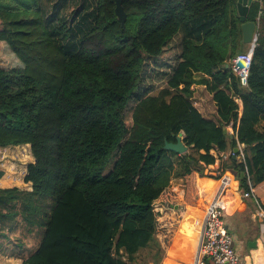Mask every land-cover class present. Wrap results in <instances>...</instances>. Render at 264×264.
<instances>
[{"label": "trees", "instance_id": "obj_1", "mask_svg": "<svg viewBox=\"0 0 264 264\" xmlns=\"http://www.w3.org/2000/svg\"><path fill=\"white\" fill-rule=\"evenodd\" d=\"M123 7L124 27L115 0H0V148L30 145L35 159L31 192L0 190V224L42 236L22 264H161L158 200L177 182L197 207L213 151L245 193L264 183V0L248 14L258 40L247 87L230 66L247 52L237 0ZM166 50L172 65L158 61ZM195 86L212 96L215 118L195 106ZM180 133L183 155L165 149Z\"/></svg>", "mask_w": 264, "mask_h": 264}, {"label": "crops", "instance_id": "obj_2", "mask_svg": "<svg viewBox=\"0 0 264 264\" xmlns=\"http://www.w3.org/2000/svg\"><path fill=\"white\" fill-rule=\"evenodd\" d=\"M198 110L212 119L213 115L216 114L213 101L211 107L202 103L199 105ZM213 154L217 157L215 164L206 168L204 177H197L199 194L197 207H189L185 203L184 190L181 184H179L180 188L178 190L173 188L178 191L177 204H172V200L165 202L166 204L162 203L168 201V197L165 195L166 192L158 200L159 221L163 223L161 228L171 224L174 227L168 244L163 239L165 236L158 231V238L166 250V256L161 264H197L202 227L198 226L196 229L192 259L188 250H186L187 234L193 229L191 223L195 217L203 219L209 203L224 184L225 189L222 196L227 208L223 214V221L226 229L234 238L236 252L244 264H264V183L255 186V195L245 197V192L241 189L240 182L233 172L234 165L229 163L227 156L218 155L215 151H213ZM33 163H35V159L30 145L0 148V173L2 174L0 190L18 188L19 190L31 192L33 190L32 184L26 183L24 179L27 175L28 166ZM227 180L228 183L226 184ZM172 206L173 210H169V207ZM187 218H192V221H187ZM1 226L0 224V264H22L27 258L26 255H14V234L18 233L17 229ZM170 253L176 256L170 259Z\"/></svg>", "mask_w": 264, "mask_h": 264}, {"label": "built area", "instance_id": "obj_3", "mask_svg": "<svg viewBox=\"0 0 264 264\" xmlns=\"http://www.w3.org/2000/svg\"><path fill=\"white\" fill-rule=\"evenodd\" d=\"M257 40L258 32L253 46H250L247 52L237 56L230 62L233 74L240 79L243 87L248 86L249 71ZM239 62L243 64V68L238 66ZM227 183L228 180L226 181ZM224 189L225 184L209 203L206 214L203 216L202 236L197 264H244L236 252L234 238L226 229L223 221V214L227 208V204L222 196ZM244 195L247 198L255 195V186H251V190Z\"/></svg>", "mask_w": 264, "mask_h": 264}, {"label": "rangeland", "instance_id": "obj_4", "mask_svg": "<svg viewBox=\"0 0 264 264\" xmlns=\"http://www.w3.org/2000/svg\"><path fill=\"white\" fill-rule=\"evenodd\" d=\"M248 45H246V51L249 50ZM174 50H166V53L162 54V57L158 60L160 62H166L167 64H174L175 63V56L173 54ZM152 70H155L152 73V83L156 84L158 86H161L162 83L158 80V74H161V72L163 71V68L158 67L157 65H155L153 62H151L150 67L148 69V72L151 73ZM196 87V93L194 96V101H195V105L199 108V105H201L202 103L207 105L208 107H211V103H212V96L207 92V90L203 87V86H195ZM136 102L135 101H131L128 105L127 111H126V120L129 126L132 125V113L131 110L132 108L135 106ZM213 118H215V114L213 115ZM229 134H232V127H229L228 129ZM243 146L239 147V152L240 155L237 156V159L240 161H244V153H243ZM230 163V162H229ZM110 170L109 166L107 168V171ZM178 190L180 188L179 183L174 182L171 186V188H169L168 191V195H167V191L165 193V195L168 197V201H163L162 203L166 204L165 202H170L172 200V204H177L178 203ZM169 210H173V206L169 207ZM197 216V215H196ZM204 216V215H203ZM201 218V217H199ZM190 218H187V221H192ZM185 220V218H184ZM161 221H159L160 223ZM161 226H163V223H160L159 227H158V231L161 232L165 238L164 241L166 244H168V242L171 240L170 234L172 233V230L174 229V227L171 225H168L167 227H163L161 228ZM182 230L184 232V228L182 227ZM191 231V230H190ZM189 231V232H190ZM18 233H15L14 235V240L18 239V241H21V244H23L22 247H17L14 244V255L16 256H20V254H23L24 256L26 255V257L29 256V253L33 252L39 245V242L41 240L42 236H35L34 234L29 235V234H24V231L22 229H17ZM23 251V252H22ZM193 257H191L192 259ZM152 264V263H149Z\"/></svg>", "mask_w": 264, "mask_h": 264}, {"label": "water", "instance_id": "obj_5", "mask_svg": "<svg viewBox=\"0 0 264 264\" xmlns=\"http://www.w3.org/2000/svg\"><path fill=\"white\" fill-rule=\"evenodd\" d=\"M258 0H237V9L240 21L242 23V34H243V43L248 46H253L256 41L257 34V23L253 21H248V14L251 6ZM116 2V16L122 26H125L127 15L123 7V0H115ZM240 68H243L241 62L238 63ZM224 134H229L228 129L224 128ZM184 133H180L176 137V143H166L165 149L167 151L174 152L178 155L186 154L189 148L184 144ZM244 147V146H243ZM239 148L235 149V153H238ZM236 159V156H234ZM241 177L244 179L245 175L242 174Z\"/></svg>", "mask_w": 264, "mask_h": 264}, {"label": "bare ground", "instance_id": "obj_6", "mask_svg": "<svg viewBox=\"0 0 264 264\" xmlns=\"http://www.w3.org/2000/svg\"><path fill=\"white\" fill-rule=\"evenodd\" d=\"M195 220H196L197 224L199 225V227H203L202 218H200V219L196 218Z\"/></svg>", "mask_w": 264, "mask_h": 264}]
</instances>
